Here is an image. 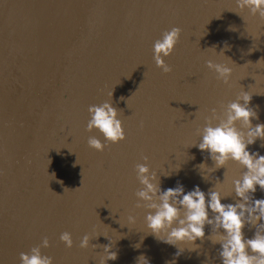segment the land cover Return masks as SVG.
Wrapping results in <instances>:
<instances>
[{"label":"water","instance_id":"water-1","mask_svg":"<svg viewBox=\"0 0 264 264\" xmlns=\"http://www.w3.org/2000/svg\"><path fill=\"white\" fill-rule=\"evenodd\" d=\"M172 26L181 32L165 73L152 44ZM209 59L232 68L228 83ZM242 88L257 113L252 124L264 123V19L235 0H0V264H19V253L45 236L41 253L53 264H99L109 242L116 259L106 264H136L141 255L148 264H220L208 226L194 249L148 230L134 165L147 163L162 189L215 184L222 203L234 202L231 181L242 166L230 160L204 177L196 166L213 161L194 143L210 109L222 117ZM105 100L118 109L125 139L97 151L87 138L103 137L85 130L87 108ZM248 147L264 154V139ZM63 231L71 248L59 240Z\"/></svg>","mask_w":264,"mask_h":264},{"label":"clouds","instance_id":"clouds-1","mask_svg":"<svg viewBox=\"0 0 264 264\" xmlns=\"http://www.w3.org/2000/svg\"><path fill=\"white\" fill-rule=\"evenodd\" d=\"M235 5L264 19V0H235ZM180 32L179 27L172 26L153 41L152 58L162 72L171 71L164 57L173 52ZM221 52L223 54V50ZM205 65L215 72L217 79L228 83L232 73L230 66L211 59L206 60ZM108 96L112 97V90ZM250 100L251 94L242 88L234 100L223 106L222 117L217 116L215 108L210 109L211 116H206L203 127L197 129L199 141L194 143L198 150L207 153V159L213 161L212 167H207L203 160L196 166L204 177L205 173L224 167L230 160L242 166L240 176L231 181L234 202L222 203L225 196L216 190L215 184L207 191L199 185L185 191L179 182L174 187L162 189L159 176L156 171L150 170L147 163L134 165L141 185L134 193L136 207L148 210L144 215L146 227L159 240L175 246L188 243L193 245L190 249H194L198 247L194 242L205 238V226H208L207 238L212 244H219L217 254L220 264H264V196H254L257 187L264 192V154L250 151L248 147L258 138L264 139V123L252 124L257 113L249 107ZM87 112L89 118L85 130L91 132L96 129L103 137L102 140L96 135L88 136L87 145L90 148L103 151L109 143L125 139L118 109L112 102L105 100L100 104H91ZM213 120L218 122L213 124ZM142 159L147 161L148 158L145 156ZM127 220L134 223L135 217L129 215ZM245 226L254 228L251 237L244 235ZM59 240L66 248L73 245L68 231L61 232ZM89 241L90 237L85 233L80 238L79 247H88ZM48 246L45 236L40 244L19 253V264H53L52 256L41 253V248ZM110 248V242L102 245L105 255L99 264L116 259V252L110 251ZM180 250L178 248L175 255H179ZM141 261L148 264L142 255L137 258L136 264H141Z\"/></svg>","mask_w":264,"mask_h":264}]
</instances>
